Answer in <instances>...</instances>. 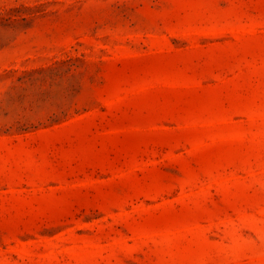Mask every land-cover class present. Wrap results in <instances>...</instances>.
<instances>
[{
  "label": "rangeland",
  "instance_id": "rangeland-1",
  "mask_svg": "<svg viewBox=\"0 0 264 264\" xmlns=\"http://www.w3.org/2000/svg\"><path fill=\"white\" fill-rule=\"evenodd\" d=\"M0 264H264V0H0Z\"/></svg>",
  "mask_w": 264,
  "mask_h": 264
}]
</instances>
